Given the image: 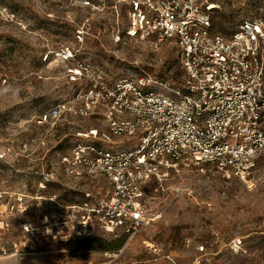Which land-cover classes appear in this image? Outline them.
<instances>
[{
  "label": "built area",
  "instance_id": "1",
  "mask_svg": "<svg viewBox=\"0 0 264 264\" xmlns=\"http://www.w3.org/2000/svg\"><path fill=\"white\" fill-rule=\"evenodd\" d=\"M119 3L127 5V21L113 45L121 38L148 39L156 47L170 44L178 50L182 72L171 83L135 58L131 74L136 75L110 81L83 55L85 24L76 30L77 46L60 44L43 55V61L60 62L73 91L39 113L36 123L58 126L69 117L94 122L72 129L69 152L62 159L65 180L52 173L41 183L42 189L55 184L74 196L71 201L58 194L51 197L55 203L60 200L61 210L55 220L51 217L53 226L45 234L62 241L131 240L155 221L148 192L152 182L186 169L209 168L251 187L264 152V20L242 19L223 32L214 0ZM114 7L117 12L118 5ZM101 48L126 60L104 43ZM80 182L87 188L77 186ZM43 223L51 224L48 216ZM241 244L237 240L234 247ZM124 251H114L99 264H118ZM149 252L141 263L169 259L160 244ZM216 254L197 245L188 264H213Z\"/></svg>",
  "mask_w": 264,
  "mask_h": 264
},
{
  "label": "rangeland",
  "instance_id": "2",
  "mask_svg": "<svg viewBox=\"0 0 264 264\" xmlns=\"http://www.w3.org/2000/svg\"><path fill=\"white\" fill-rule=\"evenodd\" d=\"M0 0V264H99L125 248L119 264L150 257L154 244L169 259L162 264H188L197 245L217 254L213 264H264V152L251 187L221 177L209 168L182 170L148 188L155 221L128 238L47 236L60 213V187L45 185L54 173L65 180L62 159L69 152L72 129L90 126V119L69 117L58 126L38 125L36 117L70 96L59 61H43L60 44L77 46L76 30L86 25L83 55L110 81L135 72V58L155 76L176 83L182 68L178 50L170 44L154 46L116 34L126 24V3L120 0ZM220 6L218 24L236 26L246 18L264 20V0H214ZM115 5H118L116 12ZM119 13V14H118ZM126 59L120 61L101 48ZM108 147V146H107ZM77 183V182H75ZM87 188L85 182L77 184ZM73 195L65 196L71 201ZM48 216L49 223H43ZM242 244L234 247V242Z\"/></svg>",
  "mask_w": 264,
  "mask_h": 264
},
{
  "label": "trees",
  "instance_id": "3",
  "mask_svg": "<svg viewBox=\"0 0 264 264\" xmlns=\"http://www.w3.org/2000/svg\"><path fill=\"white\" fill-rule=\"evenodd\" d=\"M218 16H219V14H218ZM218 16H217V21H218ZM219 23V22H218ZM219 25V27H220V30L221 31H223V32H227L228 30H229V27L231 26L230 24H225V26H224V28L222 27V25L221 24H218ZM181 75V74H180ZM179 79V78H178ZM178 79L176 80V81H178ZM47 186H54V187H57V185H55V184H47ZM46 188V187H45ZM44 188V189H45ZM64 198H65V196H69V194L68 193H65L64 195H62ZM120 238H126V236H120V237H117V238H114V239H120ZM88 239H90V238H88Z\"/></svg>",
  "mask_w": 264,
  "mask_h": 264
},
{
  "label": "crops",
  "instance_id": "4",
  "mask_svg": "<svg viewBox=\"0 0 264 264\" xmlns=\"http://www.w3.org/2000/svg\"><path fill=\"white\" fill-rule=\"evenodd\" d=\"M163 260H165V259H161V260L159 261V264H162ZM141 261H142V260H140V261H134V262H131V263H128V264H144V263H141ZM119 264H120V263H119Z\"/></svg>",
  "mask_w": 264,
  "mask_h": 264
}]
</instances>
